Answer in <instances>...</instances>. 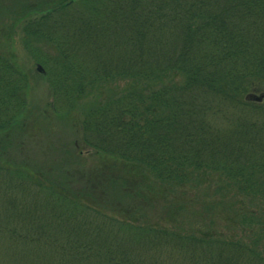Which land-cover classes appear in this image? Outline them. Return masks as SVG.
Returning <instances> with one entry per match:
<instances>
[{
	"label": "trees",
	"instance_id": "obj_1",
	"mask_svg": "<svg viewBox=\"0 0 264 264\" xmlns=\"http://www.w3.org/2000/svg\"><path fill=\"white\" fill-rule=\"evenodd\" d=\"M31 3L11 23L24 17L21 45L48 86L49 112L64 119L104 92L81 111L74 145L93 151L104 175L72 191L56 180L69 168L32 169L14 144L32 77L0 54V196L18 186L20 201L32 197L41 211L10 210L8 238L54 240L51 219L55 233L63 225L68 264H264V0ZM157 190L170 226L127 202L151 203ZM35 214L32 237L11 226H35Z\"/></svg>",
	"mask_w": 264,
	"mask_h": 264
},
{
	"label": "rangeland",
	"instance_id": "obj_2",
	"mask_svg": "<svg viewBox=\"0 0 264 264\" xmlns=\"http://www.w3.org/2000/svg\"><path fill=\"white\" fill-rule=\"evenodd\" d=\"M33 1L35 0H0V54L13 61L17 68L32 77V79H28V89L24 96L29 111H27L25 124L21 129L19 136L17 135V137H14L16 138L14 144L20 147V152H23L24 155L31 158L32 169L35 171L53 172L55 175H59V171L63 166L69 168L65 177H58L56 180L60 181V184L62 185H68L72 191L74 189L82 190L85 186L87 188V185L84 186L85 183L83 184V177H87V175L89 176L93 173L97 176H102L104 173L99 170L100 160L91 156L93 151L82 147L83 150L79 153V151L74 148V145L76 144L75 142L81 140V134L79 135V133H81L79 127L81 111L90 109L92 105L93 107L97 105L100 100H102L100 94L103 95L104 92L102 90L98 92L96 91L93 93V97L92 95H88L80 99V101L77 102L78 110L71 112L68 116H64V119L60 118L58 120L57 117L49 112L50 96L48 86L43 79H40L37 76L35 78L33 63L32 61H29L28 56L25 54L21 45V39L23 36L21 30H18V26L20 29L24 17H17V22L14 21V23H11L13 22L11 21L13 16L10 12L14 13L18 10H23L26 6L32 5L33 3L31 2ZM30 15L25 16V19H32L33 16ZM33 15L35 16V14ZM253 24L260 25L261 23L254 20L249 26H253ZM12 25L15 29L11 32L10 28ZM125 84L126 83H121L120 88H122V86L125 87ZM108 89L113 91V87H109ZM8 132H10V130ZM71 145H73V147H71ZM43 154H45V158H42ZM16 156L22 159L20 161H23L22 156L19 154H16ZM15 158L17 159V157ZM32 172L35 174L34 171ZM1 179L0 192L3 190L1 184L4 183L2 182L4 178ZM134 181L133 176H131L128 178L127 184L130 187H133ZM262 182H264V180L261 181V183ZM261 185H264V183ZM204 188L205 186L203 185L199 186V189L201 190H204ZM102 189L103 187L98 189L101 194ZM6 190L7 189L4 187V193H6ZM156 193V197L151 196L150 198L152 204L148 201H146V203L145 201L141 202L140 200L133 198V196H129L130 199H127V202L130 206L131 204L132 206H135L136 210L140 209V213L144 215L142 216L138 214L141 219L147 220L151 224L159 225L162 223L170 226V223L165 222L161 218L163 210L161 191L157 190ZM192 194L193 192L191 191L190 195ZM5 195L6 197L3 198L0 196V264H68L69 248L66 241L62 240L64 234L61 228L63 225L60 228V233H55L53 230L54 222L51 219L48 220L47 226L51 229V232H53L52 236H54V240L47 239V241H44L45 239L42 238L37 243L28 244V241H24L20 238H18L19 240L15 238L14 241H11L8 238L9 236L5 229H2L1 225L6 227V225L11 222L10 219H12L13 216H16V214L9 215L11 212L10 210L20 208L24 211L29 209L38 213L39 216L41 215V211L40 208H36V199L32 197L20 201L19 196L23 195V190L18 186L14 187V189L12 188L10 192ZM95 195L96 194L92 195L91 198L93 199ZM104 196L108 197L110 195L105 193ZM241 201L246 203V200L243 197ZM139 206H141V208H139ZM119 207L126 208L124 204H119ZM48 217L50 218L51 216L46 213L45 218ZM33 218H35V226L33 222L27 225L26 223L24 224L23 221L16 223L13 221L14 224H11V226H15L17 231L28 233V235L32 237L35 234V230H37L36 227L40 224L37 220L39 217L36 214ZM217 219H219V217L215 220ZM70 223H72L71 220ZM66 226L65 231L68 233L71 231H78L70 226V224H67ZM184 228L185 230L188 229L187 227ZM23 241L25 243H23ZM72 252L79 256L77 250H73ZM78 264L88 263H83L81 261L78 262Z\"/></svg>",
	"mask_w": 264,
	"mask_h": 264
}]
</instances>
